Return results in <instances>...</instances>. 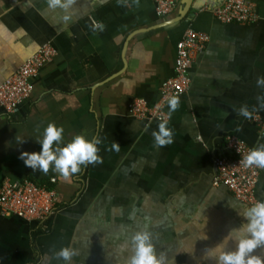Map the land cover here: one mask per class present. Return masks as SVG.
I'll use <instances>...</instances> for the list:
<instances>
[{"label":"crops","instance_id":"1","mask_svg":"<svg viewBox=\"0 0 264 264\" xmlns=\"http://www.w3.org/2000/svg\"><path fill=\"white\" fill-rule=\"evenodd\" d=\"M222 1L176 0L160 18L153 0H74L63 21L48 0H0V84L41 46L56 51L31 78L28 99L13 114L0 107V186L25 178L51 186L55 178L58 199L42 221L0 215V264H64L52 252L65 246L76 250L68 264H125L128 237L145 224L168 264H215L207 250L242 222L246 206L212 184L214 157L228 136L250 148L264 143L251 122L254 115L264 122V88L255 84L264 76V0H250L257 17L247 24L218 21L211 6ZM186 29L209 40L167 117L172 142L156 146L159 122L132 117L128 104L159 99ZM241 105L249 117L237 114ZM49 122L63 127L62 144L76 134L99 137L102 162L68 177L51 165L47 173L26 167L19 153L39 151ZM255 196L264 200V169ZM254 253L264 257V246Z\"/></svg>","mask_w":264,"mask_h":264},{"label":"built area","instance_id":"2","mask_svg":"<svg viewBox=\"0 0 264 264\" xmlns=\"http://www.w3.org/2000/svg\"><path fill=\"white\" fill-rule=\"evenodd\" d=\"M21 0H12L17 3ZM156 16H169L176 0H153ZM213 16L222 23L247 24L256 20L255 4L250 0H223L211 6ZM209 37L207 34L186 29L176 44L173 76L160 87L159 99L148 104L142 98H134L128 104V113L140 120L160 122L167 119V100L179 96L190 85L189 68L195 58L202 53ZM55 49L45 44L29 57L18 70L0 84V107L7 114H13L31 93V78L55 56ZM251 122L264 130V122L254 115ZM250 147L237 136H228L214 157L216 169L212 184L224 186L230 194L244 206L254 204L258 199L255 188L261 168L245 167L244 155ZM51 186L40 185L30 179L4 180L0 186V215L17 217L25 221H42L53 215L57 206V193L52 186L55 178L49 180Z\"/></svg>","mask_w":264,"mask_h":264},{"label":"clouds","instance_id":"3","mask_svg":"<svg viewBox=\"0 0 264 264\" xmlns=\"http://www.w3.org/2000/svg\"><path fill=\"white\" fill-rule=\"evenodd\" d=\"M74 0H48V9L53 12L59 11L61 19L68 21V15L72 9ZM258 88H264V76L258 75L255 79ZM260 102L262 98L256 97ZM179 100L176 96H171L167 100L168 115L177 108ZM264 107V103L261 104ZM238 115L249 117L250 112L246 105H241L236 110ZM168 120H161L157 125V130L151 135L156 146H164L172 142L173 129L169 128ZM63 127L47 123L43 128L41 138L38 143L39 151H21L19 159L23 164L33 170L39 169L47 173L51 165L53 171L58 172L63 177L75 174L80 171L82 165L99 164L101 157L97 154V145L101 140L97 136L88 138L84 134H76L67 142L61 143L63 137ZM20 139L19 142H22ZM18 142V143H19ZM120 145L113 141V150H119ZM242 163L245 167L256 166L264 169V143H257L244 155ZM239 216L242 222L228 230L220 243L207 250V257L213 259L215 264H264V257L255 254L254 249L264 246V200H257L254 204L243 208ZM131 218V217H130ZM131 245V253L127 257L125 264H168V257L165 253H157L153 244V234L145 224L133 231L128 237ZM231 240L234 247L229 249L227 242ZM76 250L70 247H61L52 252L54 259H60L64 264H68Z\"/></svg>","mask_w":264,"mask_h":264}]
</instances>
